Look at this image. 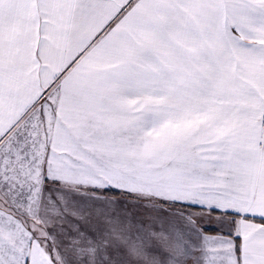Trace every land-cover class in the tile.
I'll list each match as a JSON object with an SVG mask.
<instances>
[{"label":"snow or ice","instance_id":"obj_1","mask_svg":"<svg viewBox=\"0 0 264 264\" xmlns=\"http://www.w3.org/2000/svg\"><path fill=\"white\" fill-rule=\"evenodd\" d=\"M0 264H264V0H0Z\"/></svg>","mask_w":264,"mask_h":264}]
</instances>
